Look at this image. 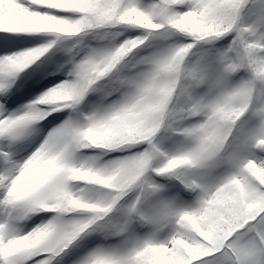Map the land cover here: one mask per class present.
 <instances>
[{
  "label": "snow or ice",
  "instance_id": "obj_1",
  "mask_svg": "<svg viewBox=\"0 0 264 264\" xmlns=\"http://www.w3.org/2000/svg\"><path fill=\"white\" fill-rule=\"evenodd\" d=\"M0 264H264V0H0Z\"/></svg>",
  "mask_w": 264,
  "mask_h": 264
}]
</instances>
